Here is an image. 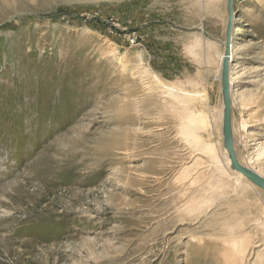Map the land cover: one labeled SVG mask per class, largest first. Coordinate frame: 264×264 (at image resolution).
I'll return each instance as SVG.
<instances>
[{
	"label": "rangeland",
	"instance_id": "rangeland-1",
	"mask_svg": "<svg viewBox=\"0 0 264 264\" xmlns=\"http://www.w3.org/2000/svg\"><path fill=\"white\" fill-rule=\"evenodd\" d=\"M234 7V147L264 173V0ZM228 19V0H0V264H264V188L224 158Z\"/></svg>",
	"mask_w": 264,
	"mask_h": 264
},
{
	"label": "bare ground",
	"instance_id": "bare-ground-1",
	"mask_svg": "<svg viewBox=\"0 0 264 264\" xmlns=\"http://www.w3.org/2000/svg\"><path fill=\"white\" fill-rule=\"evenodd\" d=\"M228 17H229V12H228ZM233 45L231 46V53H230V56H229V61L231 62V58H232V55H233ZM224 57H225V51H223L221 54H220V64L221 66L223 65V60H224ZM229 62V64H230ZM240 68L239 66V63H235L234 65H232L231 67V72H229V77H232L233 73L235 71H237L238 69ZM230 82V81H229ZM174 88V89H173ZM172 89H169L168 92L170 94H172L173 96H175L180 102L183 101L185 99V95L180 93L177 88L173 87ZM230 94L231 93V90H230ZM187 107V106H186ZM178 109V108H177ZM196 109V108H195ZM184 110V109H183ZM186 112L181 118H183V121L182 123L180 124V130H181V133L182 135L190 142L192 143L193 145L195 144V146L198 148V149H202V150H205V151H208V152H211L212 154H214L213 156V159H214V162L217 163L216 165H218L217 169L218 171L220 172V174H223L225 173V169H223L221 167V165L219 164V158L218 156L214 153V146L211 144H207L205 141H203L202 139V136H201V130L202 129H205L207 128L211 123L208 121L207 117L202 114V112H199L198 110L196 111H193L191 109H188V111H184ZM182 112V113H184ZM223 115L224 113L222 112V115H221V118H223ZM212 127V126H211ZM207 130V129H206ZM224 158L226 160V163H227V166L230 167L234 172H235V175L238 174L240 177L242 178H246V179H249L246 175H244L242 172H240L239 170L235 169L232 165V161H231V158H230V154L228 152V149L224 147ZM245 167H248V168H251L253 169L254 171H256L257 173H259L260 175L264 176V173L253 168V167H249V166H245ZM186 170V169H185ZM184 172H181V176H183ZM185 174V173H184ZM184 178H188L187 177H184ZM250 180V179H249ZM192 181L191 179L189 178V184L192 185ZM219 186V185H218ZM219 189V188H218ZM187 189H185L186 191ZM184 191V192H185ZM230 231V230H229ZM231 237V236H230ZM239 237H235V236H232L229 240H228V243L231 244V247H232V251L234 253V257H240L242 261H244L245 259H247L246 257L248 256L249 253H247V251H249V246H250V243L249 241H239ZM250 252V251H249ZM256 260H259L262 261L261 257H263V254L262 253H256ZM264 260V258H263ZM259 263V262H258ZM253 264H255L253 262ZM261 264V263H260Z\"/></svg>",
	"mask_w": 264,
	"mask_h": 264
},
{
	"label": "water",
	"instance_id": "water-1",
	"mask_svg": "<svg viewBox=\"0 0 264 264\" xmlns=\"http://www.w3.org/2000/svg\"><path fill=\"white\" fill-rule=\"evenodd\" d=\"M235 0H228V26L226 31V44H225V57L223 60V94H224V115H223V137L225 147L228 149L232 165L235 169L246 175L251 181H253L258 186L264 188V176L260 175L251 168L245 167L239 161L237 154L235 152L234 140H233V130H232V120H231V95H230V64L229 56L231 53L232 45V30L235 19Z\"/></svg>",
	"mask_w": 264,
	"mask_h": 264
}]
</instances>
